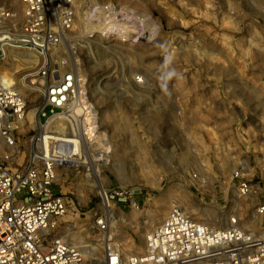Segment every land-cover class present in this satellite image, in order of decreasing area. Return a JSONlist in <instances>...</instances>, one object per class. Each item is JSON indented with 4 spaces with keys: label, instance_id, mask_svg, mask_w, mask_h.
I'll use <instances>...</instances> for the list:
<instances>
[{
    "label": "rangeland",
    "instance_id": "rangeland-1",
    "mask_svg": "<svg viewBox=\"0 0 264 264\" xmlns=\"http://www.w3.org/2000/svg\"><path fill=\"white\" fill-rule=\"evenodd\" d=\"M0 3L13 15L5 24L18 30L20 0ZM76 3L73 30L46 57L59 71L75 72L95 131L87 164L56 168L55 190L70 207L51 238L83 244L81 264H100L109 243L141 252L145 234L172 206L215 228L236 215L244 229L264 236V215L255 212L264 202V0ZM105 3L107 16L99 10ZM0 49V84L27 104L12 162L19 166L46 118L43 56ZM235 171L253 194H237ZM111 188L133 190L141 206L105 205ZM100 216L111 219L110 239L97 228Z\"/></svg>",
    "mask_w": 264,
    "mask_h": 264
},
{
    "label": "built area",
    "instance_id": "built-area-1",
    "mask_svg": "<svg viewBox=\"0 0 264 264\" xmlns=\"http://www.w3.org/2000/svg\"><path fill=\"white\" fill-rule=\"evenodd\" d=\"M20 2L23 22L18 30L5 24L13 15L0 3V48L28 49L43 56L38 73L44 82L40 112L46 118L42 133L30 142L27 159L12 166L16 133L26 127L27 104L16 89L0 84V264H81L83 244L50 236L70 207L69 200L55 190L54 184L58 166L87 164L83 158L94 139V119L75 72L59 71L46 57L73 30L77 3ZM99 10L106 16L112 13L107 3ZM232 177L237 194H253V185L239 171ZM102 200L107 206H141L135 192L126 188H111ZM255 212L264 215V202ZM96 224L105 234L111 219L100 216ZM144 239L143 249L137 253L109 243L100 264H264V236L244 229L236 215L229 217L226 226L215 228L191 219L179 206H172Z\"/></svg>",
    "mask_w": 264,
    "mask_h": 264
},
{
    "label": "bare ground",
    "instance_id": "bare-ground-1",
    "mask_svg": "<svg viewBox=\"0 0 264 264\" xmlns=\"http://www.w3.org/2000/svg\"><path fill=\"white\" fill-rule=\"evenodd\" d=\"M37 123H38V122H37ZM35 124H36V123H35ZM38 126H39V123H38ZM0 139H1V141H2V138H1V137H0ZM83 160L86 161V159H84V158H83ZM86 162H87V161H86ZM93 172H94V171H93ZM105 192H106V190H105ZM105 192H104V193H105ZM101 196H102V195H101ZM102 198L104 199V195H103ZM97 263H98V262H97ZM97 263L95 262V260L93 261V264H97Z\"/></svg>",
    "mask_w": 264,
    "mask_h": 264
},
{
    "label": "clouds",
    "instance_id": "clouds-1",
    "mask_svg": "<svg viewBox=\"0 0 264 264\" xmlns=\"http://www.w3.org/2000/svg\"><path fill=\"white\" fill-rule=\"evenodd\" d=\"M172 75H175V73L173 72V73H169V77H171Z\"/></svg>",
    "mask_w": 264,
    "mask_h": 264
}]
</instances>
